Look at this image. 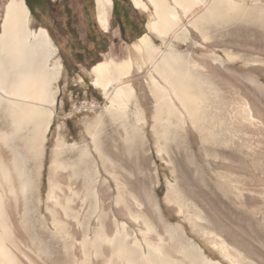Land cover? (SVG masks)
<instances>
[{
	"label": "bare ground",
	"instance_id": "bare-ground-1",
	"mask_svg": "<svg viewBox=\"0 0 264 264\" xmlns=\"http://www.w3.org/2000/svg\"><path fill=\"white\" fill-rule=\"evenodd\" d=\"M132 1L143 12L152 9L147 33L132 46L139 62L131 57L120 62L111 58L95 64L91 72L95 76L93 85L106 96V114L124 127L128 126L125 140L135 166L140 169L142 157L150 160L146 153L139 156L141 148L139 151L135 137L138 128L127 124L131 112L145 123V111L135 94L136 87L141 89L137 79L144 76L154 99L152 132L157 151L168 155L172 162L176 131L189 121L198 136L202 163L213 173L221 196L231 207L249 213L263 231L264 187L257 188L255 172L248 171L256 169L253 164L256 160L250 165L247 163L248 158L257 157L256 147L248 137L249 130L261 124L253 103L237 97L239 102L224 110L218 100V90L210 81L211 76L221 78L229 73L224 60L212 52L211 63L201 65L186 59L172 42L177 38L186 41L189 27L207 43L211 27L217 28L237 18H264V6L257 4V0ZM112 6L113 0H95L97 22L104 31H108ZM31 22L26 0H0V264H23L13 250L21 251L23 257L33 263L18 245L6 210V198L11 197L17 207L19 201L26 203L31 193L39 189L47 135L56 116L58 83L63 71L58 47L48 30L33 29ZM152 37L160 39L162 45L157 46ZM223 51L227 61L237 58L228 50ZM242 61L245 66L260 62L249 58ZM134 68H137L136 73ZM244 76L247 77L246 73ZM248 79L256 83L252 77ZM102 125V117L98 116L87 126V131L93 150L108 173L112 162L108 148L102 143ZM90 151L84 145L68 144L62 137L54 145L53 172H67L69 183L64 186L60 179L54 181L57 175L53 174L47 195L52 207L47 209L53 235L60 237L63 250L71 253L66 264H99L93 262L94 258L101 260V264H264V248L237 232L214 209L208 195L198 188L180 158L174 161L185 173L189 186L187 196L201 208L188 202L179 188L168 184L163 200L172 208L166 215L158 201L156 171L150 167L149 184L135 177L130 181L131 192H126L125 184L116 180L118 194L107 212V208H99L101 203L105 205L106 197L97 189L98 167ZM34 159L39 161L35 173L29 166ZM103 186L104 181L100 187ZM57 190L62 192L63 200L58 198ZM253 194L261 199L250 197ZM87 200L90 204L80 218ZM58 208L62 217L58 216ZM171 213L179 217L178 223H171ZM91 220H94L93 225ZM20 223V228L33 238L28 228L30 223L27 225L24 219ZM189 233L212 247L221 260L208 255ZM39 247L38 252H42Z\"/></svg>",
	"mask_w": 264,
	"mask_h": 264
},
{
	"label": "rangeland",
	"instance_id": "rangeland-1",
	"mask_svg": "<svg viewBox=\"0 0 264 264\" xmlns=\"http://www.w3.org/2000/svg\"><path fill=\"white\" fill-rule=\"evenodd\" d=\"M144 1L146 2V0ZM29 2L31 1L29 0ZM42 2L44 6L38 14L37 20L34 18V14L31 13V27L33 29L43 27L48 30L58 47V55L63 64V71L58 83L59 93L56 104V116L53 118L47 135L39 189L37 192L31 193L26 201L27 204L21 200L17 207L11 197L8 196L9 198H6V210L9 214L13 232L19 240L18 245L21 246L22 252L26 255L25 257L28 256L27 258L31 259L35 264H66L70 261L71 253L63 250L60 237H56L52 233V219L47 209L48 206L52 207V203L47 201V195L50 187L49 182L52 180L53 174L56 173V171L53 172L55 168L52 161L54 158V145L59 137L64 138L68 144L84 145L89 151L91 150L92 159L98 167L97 189H101L102 195L106 197L105 205L101 203L99 208L105 207L107 212L112 209L113 198L118 194L116 180L125 184L126 192H131L129 189L130 181L135 177H138L139 180L144 179L149 184L148 173L151 168L156 171L157 177L155 180L158 181V188H156L158 201L166 215H169L172 208H169L163 200L168 184L179 188L184 196L188 198V202H194L199 208L200 205L187 196L189 186L185 173L178 168V164L174 161L178 157L188 167L190 176L198 188L208 195L214 209L237 232L247 235L253 242L264 248V230L261 231L257 227L255 220L251 218L249 213L231 207L229 202L217 190L213 173L205 163H202V158L199 155L198 136L189 121H186L183 128L176 131V141L172 144L174 148L173 156H171L172 162H169L168 155L157 151L155 136L152 132L154 99L147 85V77L144 76L137 79L141 89L139 90L136 87L135 94L141 109L145 111V123L141 119H136L134 113L131 112L127 124L135 126L136 129L138 128L135 137L139 143V151L141 148L139 156L146 153L150 160H147V157H142L140 169L138 170L135 166L134 157L130 156L125 140L128 126L124 127L120 121L112 120L106 114L107 99L103 91L93 85L95 76L91 69L98 62L111 58L116 62H120L131 57L139 62V57L133 53L132 49L133 44L137 41L127 43L119 35L113 36L114 22L107 32L101 29L96 23L94 0H43ZM257 4L264 6V0H257ZM151 10L149 9L145 13L147 21L152 14ZM183 23H186L185 19H183ZM188 29L190 34L186 41L181 38L173 40L172 43L176 50L182 53L186 59H193L204 66L211 63L209 56L215 53V55L224 60L226 67L230 70L229 73H225L224 77L211 76L210 79L218 90V100L222 102L221 107L226 110L228 106H234L236 101L239 102L237 100L239 97L251 104L253 103L255 114L257 119H260L261 124H258L257 129L249 130L248 137L253 144L252 146L256 147L255 153H257V157L248 158L247 163L250 165L256 160L253 163L254 165L256 164V169L250 168L248 171L255 172L254 175L257 182L254 183L259 186L257 188H262L264 187V18L258 19L256 16L250 20L237 18L226 21V23L223 22L217 28L213 26L210 29L211 38L207 43L203 42L199 33L189 27ZM88 36L91 37L93 42L88 39ZM152 40L157 46L162 45L160 39L152 37ZM224 49L228 50L234 57L237 56V58L233 61H227ZM243 58L257 59L260 62L250 64L248 67L242 61ZM197 71L202 73L200 69H197ZM133 72L136 73L137 68H134ZM245 73L247 77L244 76ZM248 76L256 80V83H252ZM131 109L134 111L133 107ZM98 116H101L103 121L101 127L102 143L104 147L108 148L107 154L112 162V165H108V171L110 170L109 172L113 173L114 177L109 175L105 168H102L101 160L93 150L92 139L87 131V126L93 123ZM141 143L143 144L142 147H140ZM181 144L184 145L182 146ZM34 160L29 163L33 173H35L37 164H39V161L36 162L37 159ZM57 172L55 174L57 176L54 175V181L60 179L59 182L64 186L68 184L67 172L61 170ZM103 181L105 186L101 188ZM80 195L83 198L82 192ZM256 195L253 194L250 197L256 198L258 197ZM57 196L60 200L64 198L60 190H57ZM87 202L88 200L82 208L80 218L83 217L88 209L90 201ZM57 211L59 213L58 216L62 217L59 208ZM172 216L171 223H178L179 217L175 213ZM23 219L27 225L30 223L28 228L30 227V235L33 238L28 237L27 233L20 228V222ZM93 223L94 220H91L92 225ZM187 229L190 231L189 227ZM189 237L200 243L208 255L212 254L215 260H221L212 247L203 244L197 236L189 233ZM39 245L42 252H38V249L40 250ZM13 253L17 257L19 256V259H22L23 264L32 263L23 257L24 255H22L21 251L14 252L13 250ZM77 255L81 256V254ZM93 260V262L96 261L95 263L101 264V260L98 261L95 258Z\"/></svg>",
	"mask_w": 264,
	"mask_h": 264
},
{
	"label": "crops",
	"instance_id": "crops-1",
	"mask_svg": "<svg viewBox=\"0 0 264 264\" xmlns=\"http://www.w3.org/2000/svg\"><path fill=\"white\" fill-rule=\"evenodd\" d=\"M30 1L34 18L37 20L38 14L41 12V9H43L44 6V3L42 2L43 0ZM145 13L146 12L137 9L134 6L132 0H113V6L109 11L108 29L114 22L115 26H113L114 32L112 35H119L120 37L124 38L127 43H133L147 33L146 25L148 21ZM95 18L96 23L98 24L96 15ZM98 26L100 27L99 24ZM100 28L102 29V27ZM89 38L91 39V37Z\"/></svg>",
	"mask_w": 264,
	"mask_h": 264
},
{
	"label": "trees",
	"instance_id": "trees-1",
	"mask_svg": "<svg viewBox=\"0 0 264 264\" xmlns=\"http://www.w3.org/2000/svg\"><path fill=\"white\" fill-rule=\"evenodd\" d=\"M26 3H27V5H28V7H29L31 13L33 14V12H32V6H31V3L29 2V0H26ZM88 39L92 42V40H91L89 37H88Z\"/></svg>",
	"mask_w": 264,
	"mask_h": 264
}]
</instances>
